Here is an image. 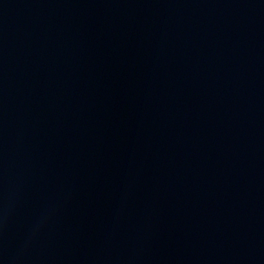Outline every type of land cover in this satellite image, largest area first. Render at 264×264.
<instances>
[{
    "label": "water",
    "instance_id": "95a60500",
    "mask_svg": "<svg viewBox=\"0 0 264 264\" xmlns=\"http://www.w3.org/2000/svg\"><path fill=\"white\" fill-rule=\"evenodd\" d=\"M231 264H264V202L259 207Z\"/></svg>",
    "mask_w": 264,
    "mask_h": 264
}]
</instances>
